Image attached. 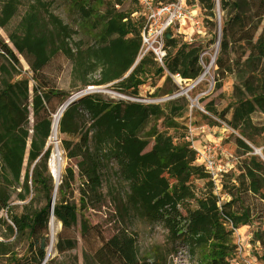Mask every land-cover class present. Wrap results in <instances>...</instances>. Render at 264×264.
Instances as JSON below:
<instances>
[{"label": "rangeland", "instance_id": "rangeland-1", "mask_svg": "<svg viewBox=\"0 0 264 264\" xmlns=\"http://www.w3.org/2000/svg\"><path fill=\"white\" fill-rule=\"evenodd\" d=\"M151 1L187 4L190 20L169 29L164 61L177 54L199 57L208 67L215 58L210 74L188 94L192 81L176 85L183 86L178 92L186 101L165 100L177 89L170 77L156 82L155 96L147 94L152 85L143 86L138 100L144 103L104 93L141 109H67L56 137L64 169L53 201L52 123L66 102L61 90L73 93L77 83L71 79L72 63L61 53L37 70L39 61L27 48L19 51L16 42L23 43L20 39L33 29L49 42L58 34L57 21L73 26L115 22L132 30L125 42L141 47L134 55L139 61L145 5L140 0H0V36L19 60L32 102L24 123L0 133V264H159V255L168 253L162 243L167 238L184 252L179 264H261L262 251L251 243L257 226L234 230L220 214L228 199L221 175L202 178L208 173L204 159L211 155L223 173L236 170L246 156L255 157L264 179V116L239 85L235 68L219 63L226 14L220 0ZM36 7L38 17H31ZM166 39L176 43L169 47ZM159 65L150 57L141 59L130 76L140 80ZM38 97L42 105L34 108ZM52 214L57 230L49 254ZM143 235L157 253L134 262L131 251L140 250L136 243Z\"/></svg>", "mask_w": 264, "mask_h": 264}, {"label": "trees", "instance_id": "trees-1", "mask_svg": "<svg viewBox=\"0 0 264 264\" xmlns=\"http://www.w3.org/2000/svg\"><path fill=\"white\" fill-rule=\"evenodd\" d=\"M220 7L226 17L222 23L220 41L222 59H219V63L224 61L229 71L232 67L235 68L239 85L250 98L256 108V113L264 116V0H220ZM36 9H32L33 14L30 16L36 17L39 14L38 11L35 12ZM86 13L88 16L91 14L87 11ZM107 24L121 28V30L127 27L128 36L132 32L128 25L122 26L115 22ZM255 29L260 30L256 37L252 33ZM34 30L31 31L30 37L20 39L23 43L16 42L19 51L24 52L23 47H25L33 57L35 56L32 54L31 48H34L38 42L45 43L34 34ZM168 33L169 30L164 38ZM238 33L242 35L239 37L240 39H235V35ZM128 36L121 40L126 48H133L131 55L133 54L134 57L138 54L140 46L138 43L133 45L130 41L125 42ZM52 41L51 38L49 42H46L47 45ZM166 42L169 47L176 43L170 39H166ZM26 44H28L27 47ZM165 47L168 48L167 45ZM50 53L51 51L47 52L46 48L44 49L42 52L44 60H47ZM147 57L157 63L151 54H147L144 58ZM36 59L39 62L35 66L42 65L37 57ZM167 59L171 65L180 64L173 67L177 72H180L183 79L194 80L203 71L199 57L197 60H193L192 58H180L176 54ZM18 64L17 56L0 36V133L15 127L18 123H24L30 115L32 102L29 81L20 78ZM38 96L40 97V95ZM39 97L34 108H37V105H42V100ZM179 98L176 99L187 100L185 97ZM118 102L132 109H141L135 103ZM171 109H176V106ZM262 124H264V120ZM243 155L246 156V153ZM259 167L260 161L257 158L246 156L240 161L236 170L232 169L221 175L222 193L228 199L222 203L220 214L234 230L245 226H257L253 232L251 243L261 249L260 261L261 264H264V179L260 174ZM203 174L202 178L204 179L210 177L206 172Z\"/></svg>", "mask_w": 264, "mask_h": 264}, {"label": "flooded vegetation", "instance_id": "flooded-vegetation-1", "mask_svg": "<svg viewBox=\"0 0 264 264\" xmlns=\"http://www.w3.org/2000/svg\"><path fill=\"white\" fill-rule=\"evenodd\" d=\"M37 11L39 13L38 9L35 12ZM46 12L51 14L49 11ZM57 26L58 34L57 36L52 35L51 53L48 54L47 60H44L42 54L46 48V43L38 42L34 48H31V51L42 62V65H36L37 70H40L59 53L72 63L70 75L77 85H75L76 90L73 93L61 90L66 100V109H132L129 106H123L118 101L106 98L104 93L128 94L131 96H125L138 100L140 98L139 90L143 86L152 85L151 91L147 94L155 96L160 92V86L156 82L159 83L170 77H172L175 87L183 82L182 76L173 67L180 64L171 65L167 58L163 64L155 67L152 74L150 71L143 72L140 80L130 76L135 64H139L143 58L136 61L133 54L131 55L133 48L124 46L121 39L128 36L127 27L121 30V28L108 24L73 26L70 23L64 22L63 24L60 21H57ZM56 40H60L61 43H57ZM25 46L27 47L28 44ZM140 48H138V53ZM185 80L193 81V79ZM155 88L157 89L154 91ZM176 88V90H171L172 96L180 94L181 92L178 91L184 89L183 86ZM52 95L49 94L51 98Z\"/></svg>", "mask_w": 264, "mask_h": 264}, {"label": "built area", "instance_id": "built-area-1", "mask_svg": "<svg viewBox=\"0 0 264 264\" xmlns=\"http://www.w3.org/2000/svg\"><path fill=\"white\" fill-rule=\"evenodd\" d=\"M140 2L145 5L144 12L146 17L145 26L143 27L144 33L141 58H144L147 54H151L157 63L163 64L164 58L166 56V51L164 48L165 34L169 29L172 28V26L176 24V22L185 24L186 20H190L186 8L187 4L181 2L173 3L171 5H155V3L151 0H140ZM214 62L215 58L211 60V62L208 64V67L202 66L203 71L205 70L204 74L202 75L201 73L202 76L200 75L198 78L192 81V84L189 86L188 90H186V94H188L190 90L199 87L200 84L206 80L204 78L210 74V70L213 67ZM207 81L209 82V80ZM210 85L212 87L211 83ZM208 92L209 89L204 90L199 94V97H205ZM182 95L183 92L175 96H171L167 98V100H171ZM195 101L197 104H199L197 99ZM204 164L207 172L211 177H213V179H216L223 174L222 167L217 165V163L212 159L211 155L206 156V159H204Z\"/></svg>", "mask_w": 264, "mask_h": 264}, {"label": "bare ground", "instance_id": "bare-ground-1", "mask_svg": "<svg viewBox=\"0 0 264 264\" xmlns=\"http://www.w3.org/2000/svg\"><path fill=\"white\" fill-rule=\"evenodd\" d=\"M219 28H220V23H218ZM114 97L119 98L121 100H127V101H136L139 103H144V102H140L138 100H133L130 98H127L123 95L120 94H116L114 95ZM167 100V99H165ZM146 102V101H145ZM66 103L63 104L60 109L58 110V112L56 113V115L54 116L53 119V123H52V137H53V141H54V152L51 158V162L49 165V171H50V175L54 180V186L51 190V197L53 199V201L56 198V194H57V190L61 181V176L63 173V169H64V161L62 159V152L61 149L59 147V144L57 142V135L59 132V125L62 119V116L64 114V112L66 111ZM256 154L259 155V150H256ZM56 219L54 217V215L52 214V219L50 222V232H51V240H50V247L48 248V253L51 254V252L53 251L54 248V244H55V235H56ZM87 230V228H86ZM85 230V231H86ZM170 233L169 232V237H170ZM162 243L164 244H168L167 246V250L168 253L166 254H160L158 257L159 260V264H179V259L180 257H182L184 255V252L182 250H177L172 248L171 244H172V240L169 238H167L166 240H162ZM136 247L140 248V250L137 253H134V251L132 250L131 252L133 253V256L130 258V260L136 262L138 259H144L146 257H151L153 258L155 256V254L157 253L156 251V247L154 242H149V238L147 235H143L136 243Z\"/></svg>", "mask_w": 264, "mask_h": 264}, {"label": "water", "instance_id": "water-1", "mask_svg": "<svg viewBox=\"0 0 264 264\" xmlns=\"http://www.w3.org/2000/svg\"><path fill=\"white\" fill-rule=\"evenodd\" d=\"M259 154H260V151H259Z\"/></svg>", "mask_w": 264, "mask_h": 264}]
</instances>
